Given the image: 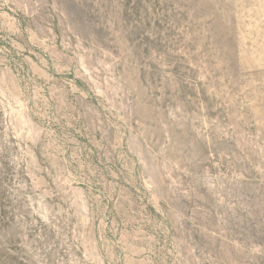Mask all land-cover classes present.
Masks as SVG:
<instances>
[{
	"label": "rangeland",
	"instance_id": "374dc122",
	"mask_svg": "<svg viewBox=\"0 0 264 264\" xmlns=\"http://www.w3.org/2000/svg\"><path fill=\"white\" fill-rule=\"evenodd\" d=\"M0 264H264V0H0Z\"/></svg>",
	"mask_w": 264,
	"mask_h": 264
}]
</instances>
